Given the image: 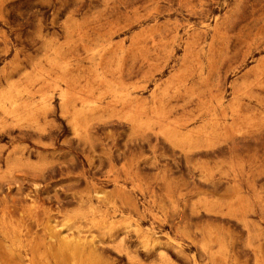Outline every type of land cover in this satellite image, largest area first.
Instances as JSON below:
<instances>
[{"label":"rangeland","instance_id":"374dc122","mask_svg":"<svg viewBox=\"0 0 264 264\" xmlns=\"http://www.w3.org/2000/svg\"><path fill=\"white\" fill-rule=\"evenodd\" d=\"M0 264H264V0H0Z\"/></svg>","mask_w":264,"mask_h":264},{"label":"bare ground","instance_id":"6f19581e","mask_svg":"<svg viewBox=\"0 0 264 264\" xmlns=\"http://www.w3.org/2000/svg\"><path fill=\"white\" fill-rule=\"evenodd\" d=\"M60 98V97H59ZM7 102V101H6Z\"/></svg>","mask_w":264,"mask_h":264}]
</instances>
